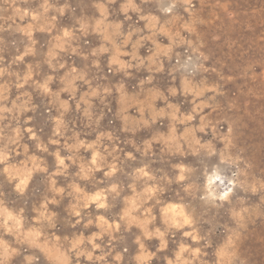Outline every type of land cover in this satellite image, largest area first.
Instances as JSON below:
<instances>
[{"label":"rangeland","instance_id":"obj_1","mask_svg":"<svg viewBox=\"0 0 264 264\" xmlns=\"http://www.w3.org/2000/svg\"><path fill=\"white\" fill-rule=\"evenodd\" d=\"M0 264H264V0H0Z\"/></svg>","mask_w":264,"mask_h":264},{"label":"bare ground","instance_id":"obj_2","mask_svg":"<svg viewBox=\"0 0 264 264\" xmlns=\"http://www.w3.org/2000/svg\"><path fill=\"white\" fill-rule=\"evenodd\" d=\"M213 173H214V172H213ZM213 173H212V174H213ZM210 174H211V173H210ZM219 177H221V176H220L219 174H217L215 178H219Z\"/></svg>","mask_w":264,"mask_h":264}]
</instances>
